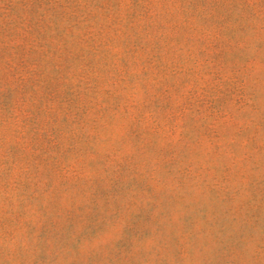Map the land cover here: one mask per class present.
I'll return each mask as SVG.
<instances>
[{
    "label": "rangeland",
    "instance_id": "obj_1",
    "mask_svg": "<svg viewBox=\"0 0 264 264\" xmlns=\"http://www.w3.org/2000/svg\"><path fill=\"white\" fill-rule=\"evenodd\" d=\"M0 264H264V0H0Z\"/></svg>",
    "mask_w": 264,
    "mask_h": 264
}]
</instances>
